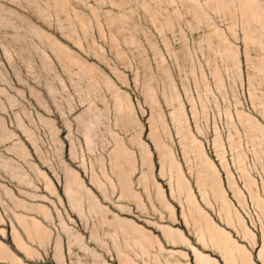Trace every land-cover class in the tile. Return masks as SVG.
Here are the masks:
<instances>
[{
  "label": "rangeland",
  "instance_id": "obj_1",
  "mask_svg": "<svg viewBox=\"0 0 264 264\" xmlns=\"http://www.w3.org/2000/svg\"><path fill=\"white\" fill-rule=\"evenodd\" d=\"M206 168L257 250L264 0H0V190L38 199L67 174L114 189L150 173L199 198Z\"/></svg>",
  "mask_w": 264,
  "mask_h": 264
},
{
  "label": "crops",
  "instance_id": "obj_2",
  "mask_svg": "<svg viewBox=\"0 0 264 264\" xmlns=\"http://www.w3.org/2000/svg\"><path fill=\"white\" fill-rule=\"evenodd\" d=\"M138 175L148 179L114 189L74 176L71 199L64 183L45 182L52 197L38 199L0 190V264H264L248 232L236 233L207 211L210 195L203 199L196 189L199 198L188 192L190 202L177 199L189 190L164 189L150 173Z\"/></svg>",
  "mask_w": 264,
  "mask_h": 264
},
{
  "label": "bare ground",
  "instance_id": "obj_3",
  "mask_svg": "<svg viewBox=\"0 0 264 264\" xmlns=\"http://www.w3.org/2000/svg\"><path fill=\"white\" fill-rule=\"evenodd\" d=\"M119 99V98H118ZM121 103V102H120ZM124 103V102H123ZM122 104V103H121ZM125 105V104H124ZM123 106V105H122ZM118 108L119 105L117 106ZM116 107V108H117ZM128 107H126L127 109ZM123 109V108H120ZM119 110V109H118ZM128 110V109H127ZM123 112V111H122ZM120 114V113H119ZM118 115V114H117ZM86 121V120H85ZM94 121V120H93ZM90 124V123H88ZM122 124V123H121ZM92 126V125H91ZM90 131V129L88 130ZM87 132V131H86ZM91 132V131H90ZM88 135V134H85ZM84 135V137H85ZM92 135V134H91ZM87 137V136H86ZM91 137V136H90ZM89 138V137H87ZM21 153V151H20ZM23 153V152H22ZM169 153V152H168ZM24 155V154H23ZM22 155V156H23ZM21 156V157H22ZM159 161L161 163V168H160V174L161 175H166V172L164 171L165 169H168V165L169 164H164V159H167L166 156L164 155H160L159 156ZM190 160V159H188ZM169 163V162H168ZM174 163V162H173ZM172 164V163H171ZM176 164V163H175ZM174 165V164H173ZM175 166V165H174ZM171 168V167H170ZM169 168V169H170ZM10 170V169H9ZM17 170V169H16ZM207 171H204L203 176L207 177V179H199L197 182V188L200 190V195L203 199L206 198L205 193H207L205 190L203 191V189L205 188L208 192L212 191L214 193V197L219 201V210H218V214H219V218L224 222H228L230 223V225H232L233 229H235L236 233H247V231L245 230L244 226L242 225L240 220H237V215L234 211V209L230 206L229 202L224 198V196H222L221 192H220V187H219V183L216 180V178L214 177L215 174H212L213 171H210V169H207ZM209 170V171H208ZM167 171V170H166ZM12 173V172H11ZM14 173V172H13ZM12 173V174H13ZM18 173V172H17ZM16 174V173H15ZM15 174L13 176H15ZM175 174V173H174ZM68 177L67 179H65L66 181H64V190H65V194L67 195L68 199H71V195H70V189H71V185L72 183L75 181L74 176H72L71 174H67ZM202 176V177H203ZM211 177L210 179H208V177ZM17 177V176H16ZM20 177V176H19ZM170 178V177H169ZM211 180V181H210ZM47 182V181H46ZM120 183H124L123 181H121ZM49 184V183H48ZM184 182H182L180 179H178V181L174 182L173 186H172V191L173 189L175 190H181L185 188L184 186ZM188 185V184H187ZM170 186V185H169ZM189 191H185V194L183 196V200L185 199L186 201L190 202V200H192V197L190 196V194L188 193ZM205 192V193H204ZM73 193V192H72ZM225 193V192H224ZM211 194V193H210ZM74 199V198H73ZM181 200V199H180ZM193 202V201H192ZM231 203V202H230ZM192 204V203H191ZM194 204V203H193ZM211 204V203H210ZM183 205V204H182ZM233 206V205H232ZM185 210V209H184ZM187 212V211H186ZM207 214V213H206ZM217 214V213H216ZM183 215V213H182ZM187 215V214H186ZM24 218V217H23ZM185 218V217H184ZM27 219V218H26ZM29 219V218H28ZM207 219V218H206ZM237 221V225L235 224ZM30 224V223H29ZM215 226V225H214ZM27 227V226H26ZM40 229V228H39ZM207 230V229H206ZM223 231V230H221ZM251 233V232H250ZM215 235V234H214ZM215 238V237H214ZM262 246L260 247V251H259V255H262L264 252V243L261 244ZM228 247V246H227Z\"/></svg>",
  "mask_w": 264,
  "mask_h": 264
}]
</instances>
